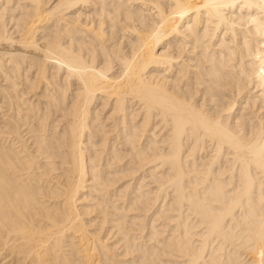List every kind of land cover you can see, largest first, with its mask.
I'll return each mask as SVG.
<instances>
[{"label": "bare ground", "instance_id": "1", "mask_svg": "<svg viewBox=\"0 0 264 264\" xmlns=\"http://www.w3.org/2000/svg\"><path fill=\"white\" fill-rule=\"evenodd\" d=\"M0 264H264V0H0Z\"/></svg>", "mask_w": 264, "mask_h": 264}]
</instances>
